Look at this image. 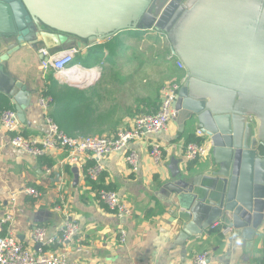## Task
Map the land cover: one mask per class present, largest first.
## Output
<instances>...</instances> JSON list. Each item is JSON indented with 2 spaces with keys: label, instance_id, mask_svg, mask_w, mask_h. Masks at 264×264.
Instances as JSON below:
<instances>
[{
  "label": "crops",
  "instance_id": "obj_1",
  "mask_svg": "<svg viewBox=\"0 0 264 264\" xmlns=\"http://www.w3.org/2000/svg\"><path fill=\"white\" fill-rule=\"evenodd\" d=\"M195 3L200 16H204L200 25L206 36H202L197 46L183 36L187 47L183 51L184 71H189L188 58L193 53L190 58L195 64L214 71L218 80L215 85L221 92H226L227 80L235 84L239 80L240 84L248 81V88H252V82L258 79L264 87V0H195ZM164 36L165 32L154 28L126 29L93 44L74 46L78 50L75 64L81 73L73 79L76 73L67 76L64 72L57 77L59 85L72 86L71 100L63 108L51 102L46 111L37 102L43 86L50 83L51 69L45 70L38 57L42 51L21 48L14 52L0 67V82L8 89L15 82L26 86L28 104L23 109L25 122H20V132L28 138L42 136L47 130L46 116L54 110L62 112L61 120L72 135L112 136L118 128L130 126L137 113L157 107L159 96L145 94L140 97V104L129 105V72L101 68L142 63L144 58L153 62ZM168 43L167 58L174 66L182 57L173 54ZM96 46L100 48L94 49ZM55 53L48 51L46 56ZM260 62L263 70L259 64L256 66ZM68 81L78 85H69ZM0 97L3 99L0 112L5 103L14 107L11 96L1 89ZM254 99L256 111L246 122L253 135L260 132L264 136V94ZM196 129L193 123L182 124L172 118L167 129L155 136L169 148L159 164L153 163L149 156L148 139L129 144L139 155V168L135 172L126 163L127 150L116 151L103 160L104 170L98 182L112 186L132 208L131 216L119 218L97 200L86 182L84 166L92 160L69 164L68 152L54 149L48 154L52 168L42 169L38 157L12 146L9 134L0 126V217L8 208L10 192L34 187L39 191L37 197L18 194L12 225L15 237L34 251L37 250L31 239L33 228L43 227L47 237H56L61 234L65 220L71 219L77 225L75 236L65 243L45 245L42 250L63 254L68 260L82 264H192L194 256L202 251L208 253L209 264H264V215L253 233L248 228L235 229L219 221L231 229L218 232L210 225L183 239V222L174 218L170 206L176 197L173 190L178 192L184 182L191 183L199 170L210 165L209 153L186 165L182 158L181 147ZM73 166L78 167L75 183ZM121 230L125 231L124 240L120 239Z\"/></svg>",
  "mask_w": 264,
  "mask_h": 264
},
{
  "label": "water",
  "instance_id": "obj_2",
  "mask_svg": "<svg viewBox=\"0 0 264 264\" xmlns=\"http://www.w3.org/2000/svg\"><path fill=\"white\" fill-rule=\"evenodd\" d=\"M198 10L195 0H0V67L21 48L57 52L122 30L153 28L166 33L171 52L181 56L184 65L183 36L195 46L206 36ZM38 57L49 59L42 53ZM189 58L174 118L193 123L211 140L210 165L178 192L173 190V216L183 222L184 240L218 221L253 233L264 215V136L253 135L246 119L255 113L254 97H263L264 87L258 79L252 88L247 80V84L227 80L228 88L221 92L214 71ZM0 89L11 96L19 121L25 122L26 86L15 82L8 89L0 82ZM72 171L75 183L78 167ZM43 246L35 243L36 250Z\"/></svg>",
  "mask_w": 264,
  "mask_h": 264
},
{
  "label": "built area",
  "instance_id": "obj_3",
  "mask_svg": "<svg viewBox=\"0 0 264 264\" xmlns=\"http://www.w3.org/2000/svg\"><path fill=\"white\" fill-rule=\"evenodd\" d=\"M44 55L46 49H40ZM78 50L76 47H67L57 51L48 60H41L43 68L54 70L57 75L69 68H76L75 56ZM176 67L182 73L180 77L170 80L164 84L159 91V103L152 110L137 113L130 126L118 128L114 135H84L68 134L59 127L49 115L46 116L47 130L40 137H26L20 130V121L15 109H4L0 114V126L9 134V142L12 146L23 150L35 157L48 155L54 149H64L68 152L67 162L69 164H80L86 159L92 160L84 171L85 178L98 181L104 166L103 160L110 154L127 150L126 163L133 172L139 168V155L136 150L130 149L129 144L140 139H148V153L153 163L159 164L163 161L164 154L169 148L158 141L156 134L165 131L172 118L176 115L175 103L179 90L186 79L184 65L176 60ZM81 69L71 78H77ZM69 79V78H67ZM38 105L47 110L52 102L51 95L42 93L38 97ZM202 140L200 142L190 141L183 143L181 155L186 163L205 158L211 147V140L199 129L194 133ZM50 171V169H47ZM25 193L34 197L39 196V191L34 187H25L20 192L12 191L9 195V205L5 213L0 217V264H82L78 261L68 260L63 254H56L39 248L37 251L26 247L12 232V225L15 221V208L19 193ZM97 200L117 217H129L132 215V208L123 200L114 189L105 187L94 190ZM58 209V206L56 207ZM221 224L215 222L211 228H217ZM221 232L230 230V227L221 225ZM77 232V225L66 219L61 234L56 237H47L43 227H35L31 232V239L35 243L50 245L54 243H65L72 239ZM2 233V234H1ZM125 231H120V239L124 240ZM192 264H209V255L206 251L197 253Z\"/></svg>",
  "mask_w": 264,
  "mask_h": 264
},
{
  "label": "rangeland",
  "instance_id": "obj_4",
  "mask_svg": "<svg viewBox=\"0 0 264 264\" xmlns=\"http://www.w3.org/2000/svg\"><path fill=\"white\" fill-rule=\"evenodd\" d=\"M162 40V44L159 49L158 57L154 58L153 62L144 61L142 63L139 62H131L127 63L124 66H105L102 67L101 70H109V69H121L126 70L130 74L129 78V88H128V96H129V105L133 102L136 104H140L142 102L141 96L147 94L150 97H158L160 88L169 82L170 80L176 79L180 77L181 73L177 70L176 63L174 62V66L169 62L170 59L167 58V50L169 47V43L167 38L164 36ZM50 74V73H49ZM52 79L55 78L58 81V75L54 72L51 75ZM59 85V83H58ZM59 87L64 88L65 84L59 85Z\"/></svg>",
  "mask_w": 264,
  "mask_h": 264
},
{
  "label": "trees",
  "instance_id": "obj_5",
  "mask_svg": "<svg viewBox=\"0 0 264 264\" xmlns=\"http://www.w3.org/2000/svg\"><path fill=\"white\" fill-rule=\"evenodd\" d=\"M96 47H94V49H99L100 48L99 46H96ZM75 61H76V59H75ZM83 66H85V67H91V66H88L86 64H84ZM49 73L48 74H49V77H50V83L48 85L43 86L42 92L44 94L51 95L52 102L55 104V106H59V108H63V105H65V104H67V103L70 102L71 97H72L73 88H72V86H68V85H65L64 88L59 87L58 81L55 78L52 79V77H51V75H53V73H54V70H50ZM2 101H3V99L0 97V103ZM7 108L15 109L12 105L5 103L2 106L1 112L4 109H7ZM59 111H60V109H59ZM1 112H0V114H1ZM62 115L63 114H62L61 111L59 112V114L55 110L50 113V117L55 122L58 123V125H59V127L61 129H63L65 132L68 133V128H67L68 126L64 125L63 122H62V120H61ZM68 134H71V133H68ZM201 140L202 139L200 137H197L195 134L191 133V134H189L187 136L186 141L184 143H187V142H190V141L200 142ZM38 159H39V163H40V166H41L42 169H51L52 168V160L50 159V157L48 155L39 156ZM91 163L92 162H88L87 164H85L84 171L86 170V168L89 165H91ZM65 168L66 169H69L68 166H66ZM85 179H86V182L91 186V188L93 190H96V189L101 188V187H105V188H108V189H114L109 184L108 185L107 184L105 185V184H102L101 182L90 180L87 177ZM220 228H221V226L220 227L218 226L215 230L218 231V232H220Z\"/></svg>",
  "mask_w": 264,
  "mask_h": 264
},
{
  "label": "bare ground",
  "instance_id": "obj_6",
  "mask_svg": "<svg viewBox=\"0 0 264 264\" xmlns=\"http://www.w3.org/2000/svg\"><path fill=\"white\" fill-rule=\"evenodd\" d=\"M84 71V70H83ZM86 72V71H85ZM74 73H77V67L75 68H69L65 71V74L67 76H72ZM81 73V72H80ZM84 73V72H83Z\"/></svg>",
  "mask_w": 264,
  "mask_h": 264
}]
</instances>
